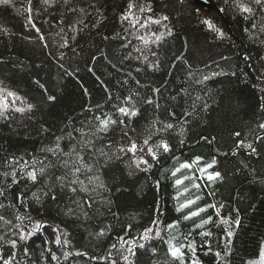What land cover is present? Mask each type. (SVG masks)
I'll return each mask as SVG.
<instances>
[{
    "label": "trees",
    "instance_id": "16d2710c",
    "mask_svg": "<svg viewBox=\"0 0 264 264\" xmlns=\"http://www.w3.org/2000/svg\"><path fill=\"white\" fill-rule=\"evenodd\" d=\"M208 1L211 7L206 8L193 0H151L156 18L169 16L164 23L172 34L165 35L158 44L149 45L157 53L153 57L148 52L149 59L158 60L160 68L141 72L135 69L145 66L135 59L139 53L134 48H143V45L134 39L135 34L125 31L128 26L119 19L126 0H70L67 5L64 0H56L50 7L43 0H32V17L39 32L26 19L27 0L0 3V87L16 92L26 103L34 105L30 113H16L11 120H0V158L13 154L25 159L42 157L41 149L55 135H60L61 130L79 128L86 118H91L92 112L86 109L95 111L100 105L103 111L110 112L113 104L135 91L140 93L137 106L141 115L134 119L130 129L146 128L156 117L153 108L142 103L145 97L153 95L154 87L165 85L163 95L156 99L163 108H172L178 115L184 109L191 111L189 106L199 96L202 99L196 101V111L184 125L185 144L178 143V129L172 133L170 142L175 157L181 161L197 155L205 161L216 157L214 170L221 172L222 179L203 189L200 203L223 204L222 215L233 218L239 209L241 223L234 228L229 259L231 264H242L256 257L264 244V183L260 182L264 180V145H256L259 156L249 157L243 149L233 156L231 151L238 138L232 133L240 131L243 138L251 139L249 129L255 127L261 116L257 105L264 95L260 91L264 88V43L249 38L245 29H251V22L229 6L231 0L229 5L225 0ZM222 8L227 11L221 12ZM204 19L211 20L225 37L219 38L202 23ZM80 20L84 23L79 24ZM253 22L264 23L261 13H256ZM151 31L159 34L165 29L153 25ZM251 31L255 33L254 29ZM40 36L44 39L40 40ZM130 39L133 44L124 48ZM65 40L68 47H61ZM125 56L129 58L124 59ZM189 70L195 73L194 79H189ZM129 72L131 77L127 75ZM213 72L219 74L213 75ZM203 75L210 78L196 83ZM136 79L140 81L139 87ZM37 80L44 85L43 89ZM124 80L128 83L124 84ZM180 89H186L187 93L179 92ZM48 95L55 96V101H48ZM109 95L112 100L108 99ZM173 95L177 96L176 100L171 99ZM205 102L207 108L201 107ZM42 126L50 131L40 132ZM129 136L136 139V132L130 130ZM115 137L119 142V131ZM203 137L212 142H206ZM71 143L65 135L62 146L70 147ZM128 159L124 157L123 161L115 162L105 175L110 188L107 196L112 201V211L118 214L116 218L103 206L91 213V219L77 220L63 214L67 200L60 203L49 200L43 207L32 204L31 215L49 225L45 230L48 238H53V227H60L69 234L74 248L103 256L128 224L133 225L131 232L137 235L153 219L158 218L161 227L176 220L180 216L175 211L177 190L165 171L176 164L173 154L162 155L159 163L153 162L149 172L136 171L134 175H129ZM209 192L214 195H208ZM101 228H106L108 234L94 238ZM189 228L190 222H182L183 232ZM212 231L213 251H222L225 239L222 227ZM42 240L43 237L37 236L29 243L36 264H44L38 260L42 251L38 245ZM196 240L199 244L198 236ZM151 247L157 249V254L153 256L150 251L140 250L137 264H168L166 246L154 239L148 245ZM52 248L60 255L59 249L54 245ZM205 251L197 250L201 264H216V257L205 255ZM19 259L23 264L24 258ZM74 259L75 264H95L86 258ZM64 264H73V258Z\"/></svg>",
    "mask_w": 264,
    "mask_h": 264
},
{
    "label": "snow or ice",
    "instance_id": "6c2138e0",
    "mask_svg": "<svg viewBox=\"0 0 264 264\" xmlns=\"http://www.w3.org/2000/svg\"><path fill=\"white\" fill-rule=\"evenodd\" d=\"M69 2L70 0H64L65 5ZM0 3L7 5L10 0H0ZM55 3L56 0H43V4L49 7ZM27 4L25 12L28 24L39 32L40 29L32 17V0H27ZM225 4L229 5V0H225ZM229 6L251 22V29H245L249 32V38H256L260 43H264V39H260L264 37V23L258 25L253 22L257 12L261 13V20L264 21V0H231ZM72 11L77 10L72 9ZM96 11L99 12V9L97 8ZM220 11H227V8H222ZM119 19L122 24L128 26L125 31L130 35L135 34L134 39L143 45V48L135 47L134 50L139 53L135 59L145 67L143 69L137 67L135 71L158 70L159 61L150 60L147 53L150 52L151 56L155 57L157 53L149 45L158 44L165 35L172 34L171 28L164 23L169 20V16L162 15L156 18L151 0H126V6ZM78 23L83 24L84 21L80 20ZM202 23L219 38L225 37V33L211 20L204 19ZM153 25L163 26L165 31L157 34L156 31H151ZM252 29L259 35L253 33ZM39 39L43 40L44 37L40 36ZM132 44L133 40L130 39L123 47L128 48ZM61 47H68V41L65 40ZM128 58V56L124 57V59ZM223 59L229 58L223 57ZM247 59L248 57H245V60ZM218 74L213 72V75ZM127 75L131 77L132 74L129 72ZM188 77L194 79L195 73L189 70ZM209 78L208 75H203L202 80L196 79V83H202ZM36 83L44 88L38 80ZM123 83L127 84L128 80H124ZM135 83L140 86L138 79ZM164 87L165 85L152 88L153 95L145 97L142 101L157 113L146 128L130 129L134 119L141 115V109L137 106L140 93L135 91L123 97L120 103L113 104L110 112L103 111L100 105L96 106L95 111L91 108L86 109L92 112L91 118H86L79 128L73 126L71 130H61L60 135H55L54 140L41 149L42 157L33 156L25 159L23 156L18 157L13 154L0 158V264H22L19 259L21 256L24 258L23 264H36L32 259L33 250L29 247V243L37 236L43 237L42 243L38 245L42 249L38 260L43 261L44 264H52V262L64 264L70 258H73L75 264L74 258L77 257L86 258L95 264H137V254L140 250L150 251L153 256L157 254L155 247L148 248L154 239L166 246L168 264H201L197 255L198 248L206 249L205 255L213 254L216 257V264H231L229 257L232 255L234 228L239 227L241 223L239 209L236 210L237 216L233 218L222 215L223 204L201 205L200 203L203 199L200 194L203 189L222 179L221 172L214 170L217 159L213 156L205 161L202 156L197 155L193 159L181 161L175 157L174 146L170 142L172 133L177 132L178 129L177 135L180 137L178 143L180 146L185 144L184 125L196 111V101L202 98L197 96L196 101L189 106L191 111L184 109L178 115L172 108H163L156 99V96L163 95ZM260 91L264 93V88ZM179 92L186 94L187 90L180 89ZM55 99L53 95L47 96L48 101ZM108 99L112 100V97L109 95ZM171 99L176 100L177 96L173 95ZM201 107L207 108V103H203ZM33 108V104L26 103L16 92L0 87V120H11L13 114L30 113ZM257 109L261 116L256 121L255 127L249 129L251 139L243 138L240 131L232 133L238 139L234 142L231 155H237L241 149L249 157L260 155L256 145L258 143L264 145V95L260 96ZM130 130L136 132V139L129 136ZM39 131L48 133L50 129L42 126ZM117 131L120 133L119 142L115 137ZM65 135L72 142L70 147L62 146ZM202 139L208 143L212 142L207 137ZM167 154H173V159L176 160V164L165 171L173 179V186L177 190L174 196L177 202L175 211L180 216L163 227L158 218L153 219L137 235L132 234L133 225L128 224L123 234H118L114 242L108 245L103 256L90 255L87 251L74 248L69 234L60 227L51 229L53 238L49 239L45 232L49 225L43 220L35 219L30 213L32 204L43 207L49 200L53 203L67 200L63 214L77 220L81 217L86 220L91 219V213L101 206L116 218L118 214L112 211V201L107 196L110 191L105 180L107 171L115 162L123 161L124 157H128L129 175H134L136 171L147 173L154 166L153 162L159 163L161 156ZM260 182L264 183V180ZM156 186L159 187V180L156 181ZM208 195L214 193L209 192ZM209 209L212 210L211 214ZM5 212H10L11 215L6 216ZM182 222H190L187 232L181 230ZM108 227L110 228L111 225ZM221 227L225 238L224 247L222 251H213L212 228ZM107 234V229L101 228L94 234V238H103ZM197 236L200 238L199 244L196 240ZM52 245L60 250V255H57ZM242 264H264V244L259 247L256 257L242 261Z\"/></svg>",
    "mask_w": 264,
    "mask_h": 264
},
{
    "label": "water",
    "instance_id": "95a60500",
    "mask_svg": "<svg viewBox=\"0 0 264 264\" xmlns=\"http://www.w3.org/2000/svg\"><path fill=\"white\" fill-rule=\"evenodd\" d=\"M195 1L196 3H198L199 5L203 6V7H211V4L208 0H193Z\"/></svg>",
    "mask_w": 264,
    "mask_h": 264
}]
</instances>
